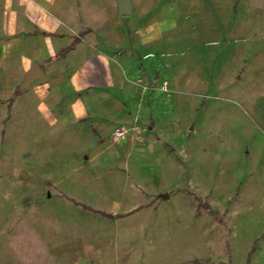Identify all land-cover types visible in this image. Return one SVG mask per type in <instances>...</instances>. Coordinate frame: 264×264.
I'll return each mask as SVG.
<instances>
[{"label":"rangeland","instance_id":"374dc122","mask_svg":"<svg viewBox=\"0 0 264 264\" xmlns=\"http://www.w3.org/2000/svg\"><path fill=\"white\" fill-rule=\"evenodd\" d=\"M118 1L161 25L151 137L96 163L0 119V264H264V0Z\"/></svg>","mask_w":264,"mask_h":264},{"label":"crops","instance_id":"0c3cea01","mask_svg":"<svg viewBox=\"0 0 264 264\" xmlns=\"http://www.w3.org/2000/svg\"><path fill=\"white\" fill-rule=\"evenodd\" d=\"M112 1L0 0V119L42 123L50 138L66 140L73 154L95 155L96 163L104 151L114 161L121 150L131 152L136 136L113 149L114 128L140 126L156 110L158 95L169 92L160 88L164 80L146 82L151 56L141 49L160 35V28L152 29L160 23L114 19ZM133 11L132 4L130 16ZM128 27L143 29L137 31L139 47L127 40ZM34 65L42 77L20 90ZM143 85L153 89L143 92Z\"/></svg>","mask_w":264,"mask_h":264},{"label":"water","instance_id":"95a60500","mask_svg":"<svg viewBox=\"0 0 264 264\" xmlns=\"http://www.w3.org/2000/svg\"><path fill=\"white\" fill-rule=\"evenodd\" d=\"M118 12L121 17L130 16L132 14V4L130 0L118 1ZM42 72L38 65H34L25 77L24 82L19 86L20 90H24L37 79L42 77ZM164 198H168V194L162 195Z\"/></svg>","mask_w":264,"mask_h":264},{"label":"built area","instance_id":"2783aa9c","mask_svg":"<svg viewBox=\"0 0 264 264\" xmlns=\"http://www.w3.org/2000/svg\"><path fill=\"white\" fill-rule=\"evenodd\" d=\"M161 90L163 92H168L169 91V86L167 82H163L161 85ZM153 89L151 86L148 85H143L142 90L143 92ZM141 127L137 124L134 123L131 126H117L114 128L112 132V138L114 141H123L127 140L130 138H133L134 136H139L141 134Z\"/></svg>","mask_w":264,"mask_h":264},{"label":"trees","instance_id":"16d2710c","mask_svg":"<svg viewBox=\"0 0 264 264\" xmlns=\"http://www.w3.org/2000/svg\"><path fill=\"white\" fill-rule=\"evenodd\" d=\"M135 210H133L132 212H134Z\"/></svg>","mask_w":264,"mask_h":264}]
</instances>
